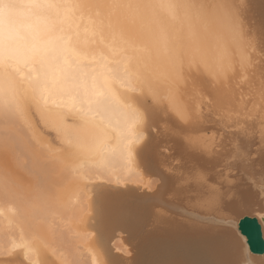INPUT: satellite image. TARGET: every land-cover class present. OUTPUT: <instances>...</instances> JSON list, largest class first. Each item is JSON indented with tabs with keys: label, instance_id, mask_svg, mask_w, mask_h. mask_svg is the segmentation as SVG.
<instances>
[{
	"label": "bare ground",
	"instance_id": "1",
	"mask_svg": "<svg viewBox=\"0 0 264 264\" xmlns=\"http://www.w3.org/2000/svg\"><path fill=\"white\" fill-rule=\"evenodd\" d=\"M33 2L19 20L0 19V126L23 134L55 174L51 201L54 209H65L71 217L67 237L79 247L75 263L241 264L244 240L229 224L239 198L247 199L243 210L264 211L257 195L261 180L243 187L241 175H224L246 168L252 179L264 172V0H159L166 9L158 0H120L108 4L112 11L103 3L92 14L106 17L76 34L94 40L103 27L107 38L115 32L107 34L109 29L126 23L108 47L99 44L88 51L81 49L87 40H71V46L68 39L60 42L63 29V34L74 32L65 23L50 34L54 23L44 22L55 15L46 1L38 9L40 2ZM145 2L157 6L149 11ZM137 6L140 10H134ZM89 7L80 11L90 15ZM40 9H45L42 17L35 14ZM115 14L125 19H115ZM28 39H37L35 45L26 46ZM212 42H219L217 50L207 47ZM98 51L101 56L94 61L81 57ZM217 53L222 56L220 69L242 65L244 55L258 61L247 62L254 82L250 89L261 96L244 109L254 116L242 114L240 100L218 96L232 75L212 76L208 68H192L185 60L202 62ZM26 54L31 57L23 58ZM39 54L44 57L37 61V74L27 69L32 77L21 72L25 78L15 82L11 74L22 65L11 69L7 62L28 63ZM228 118L238 126L234 133L223 124ZM240 145L245 164L221 158ZM130 178L135 180L128 183ZM151 178L158 182L152 193L143 187ZM1 180L0 264H67L61 255L54 259L47 253L48 233L40 232L32 219L41 208L32 210L35 201L18 197L20 192ZM259 187L264 193V184ZM189 208L229 219L201 217ZM92 209L94 223L88 226ZM258 216L264 240V220ZM250 264H264V252Z\"/></svg>",
	"mask_w": 264,
	"mask_h": 264
},
{
	"label": "rangeland",
	"instance_id": "2",
	"mask_svg": "<svg viewBox=\"0 0 264 264\" xmlns=\"http://www.w3.org/2000/svg\"><path fill=\"white\" fill-rule=\"evenodd\" d=\"M33 1L34 0H32V2ZM44 1H46L47 4L50 5L51 11L54 10L53 12L50 11V13L52 15H55L54 16L55 19L51 15V17H53V18L52 19H49L50 21H48V23L47 22L46 23L44 22V24H46V25H48V24L51 25V23H54V27L55 28L51 25L52 30L49 32L50 34H51V32L53 30H54L53 32H55L57 30L56 33H58V31L60 30L59 29V26L62 25V23L63 24L65 23L66 25H68V27L70 26V28L73 27L72 29H74L73 30L74 32L71 33V31H70V33L63 34L64 31L67 30V29H63L62 32H61V34H60L61 36L59 35L60 42H63V41L65 42V39H66V41L68 39V41H69V42L67 41L68 42L67 43L68 46L69 45L70 46L73 45L77 40H79L81 42L87 40L88 37L86 35L84 36V35L78 34V33H80L79 31H81L83 29L84 30H86V29L88 30V25L90 23H94V21L100 22L101 19L103 20V18H102L103 16L106 17L105 16L106 13H105V15H102L101 14L102 16L98 17V15L96 14V12H95V14L97 15L96 16L97 18H95V16H93L94 14H92V13H94V11L98 9V7L100 9L102 7L103 3H104V6L106 5V7H107V5L109 3L112 4V5L115 3L117 5V3L120 2V0L118 2H116L117 0H115V1L113 0L114 3L113 2H110L111 0L110 1L109 0H106L107 2L109 1V3H105V2L102 3V1L101 2L99 1L98 2V0H97L98 3H96V2H92L93 0L92 1L89 0V1H87L88 3L86 4V1H83V0H82L83 1L82 3H81L80 0H78V1L76 0V2H73V3H71L72 0H44ZM121 1H123V0H121ZM145 1H148L149 2L150 0H145ZM28 2L31 3V0H28ZM34 2H36V0ZM34 2H33V4H34ZM37 2H38V0H37ZM148 2H145L144 5L149 9V11H150V9H152V6H154L156 8V6H157L156 3H154V5L151 4V5L147 6ZM84 3H85V5H84ZM91 3H93V4H91ZM130 3L132 4V2H130ZM158 3H159V0H158ZM88 4H91L94 7L90 8L91 6L88 5ZM139 4H140V2H139ZM139 4H137V5L140 7ZM155 4H156V6H155ZM163 4H164V2H163ZM163 4L162 3L161 4L159 3L158 5H161L160 7L163 6L164 8L162 7V9H166ZM58 5H59V7L61 9H63V7H64L63 10H64V12H65V10H67L66 11L67 13H69L68 11L73 10L75 8V12L76 13L74 12V14H71L72 12L70 11V13H69L70 15H69V14H67L65 12L66 13V16H65V14L63 13V10L61 12V9L58 8ZM86 5L88 7L90 6L89 7L90 15L89 14H86L85 11H83L84 12V15H83V12L80 11L81 9H83V10L88 9V7ZM85 6H86V8H85ZM138 6L137 7H134L135 8L134 10H140V8ZM154 7H153V9H154ZM29 8H27V9H25L23 11H26ZM77 8L79 9V11L77 10ZM129 8H131V6L128 7V9ZM137 8H139V9H137ZM59 9H60V11H59ZM107 9H108L107 11L114 10V8L111 9V7H109V5H108ZM44 10L45 9H43V10L40 9L39 11L36 10L35 14H38V15L40 14L41 16L39 15V17H42V16H44V12H45ZM37 12H39V13H37ZM58 13H60V15ZM71 15L74 18L71 17L72 18L71 19L70 18ZM75 15H76V17H75ZM115 15H117V16H115V19H121V17H122V19H125L122 15L121 16H119L118 14H115ZM67 16H69V17H67ZM76 18H77V20H76ZM92 19H93V21H92ZM95 19H98V20H95ZM68 20H70L69 21L70 24H69ZM126 20H128V19H126ZM39 22H41V21H39ZM0 23H1V21H0ZM125 23L126 22L124 21L123 24H125ZM40 24H43V22H41ZM55 24H56V26H55ZM57 24L58 25L60 24V25L58 26ZM123 24L120 26L121 28L120 27L118 28L119 30L116 29L115 26H114V30H113V27H112V29H109L107 31V34H109V33L111 34L113 31H115L116 33L113 32L107 38L102 34V31H104V30H102L103 29V27H102L100 29V31L98 30V35H97L96 39L94 38V40H92V39L91 40L90 39L87 40V43L84 44L85 46H83V47H86V48H81V49H86L85 51L92 50V49H94V47L96 45H99V44L100 45H106L108 47V45H110V43L112 42V41H110L111 38L112 39L115 38V35L118 33V31L120 32L121 31L120 29L123 28L122 27ZM43 25H41V27H38V29H41ZM70 28H68V30ZM77 29L79 31L76 34ZM200 29H202V28H200ZM205 32L207 33V30L206 29H205ZM100 33H101V35H100ZM32 34L35 35L34 33H31V35ZM52 34H54V33H52ZM187 34L188 33H186V36L185 37H187ZM111 36H113L114 38L111 37ZM61 39H63V41ZM28 40L29 41H25V43H26L25 45L26 46L28 45V47H30L29 46L30 43H31V46L35 45V41L37 39L31 40V41H30V39H28ZM71 40H73V44H71V42H70ZM218 43H215L214 44L212 42L207 47L209 48V50H213L214 48H216V47L219 46ZM217 49L218 48H216V50ZM249 51H250V49L248 48V52L245 55H247L249 53ZM78 52H80V51H78ZM96 53H98V55L95 54V52H94L93 54H91V56H90V54H88L89 56L86 55L87 57H83V55L81 57L83 59H86V60L88 59V61L84 60L86 62H90V60L94 61L100 55V52L99 51L96 52ZM220 53H221V51L219 52V54ZM219 54L218 55L215 54V55L209 56L208 59H206V60H204L202 62H195L194 60L191 61L189 59H185V60H186V62H188L187 64H189V66L192 67V68H200V69H206V68H208L209 69V75H212V76L213 75L214 76H216V75L219 76V75L226 74V73H228L229 76L232 75V79L229 81V85L228 86L226 85V87H227L226 91L221 90L219 92L218 96H226V95H228L231 98V100L234 101V102H238V100H240L239 102L242 103L241 104L242 114H244L246 117H252V116H254L255 115L254 113H252V115L250 116V114L246 113L244 109L245 108H248V106H250L252 104H255L253 102L259 100V97H261V96L257 94V91H252L250 89L251 84L254 83V82L252 80L251 81L249 80V75H250V71L251 70H250V66H249L250 64H247V62H250L253 65L254 63H258V61L256 59H254V61L253 60H250L249 58L246 59V58H244V56H245L244 55L243 58L241 57V59H244V63L242 65H240V64L233 65V63H232L231 66H226L228 68H224L223 69V67H222V69H220L221 68V65L220 64H221V58H222V56H220ZM30 57H31V54H26V55L23 56V58H25V59H28ZM41 57L43 58L44 56L42 54H39V56L35 58L36 60L32 59L34 61V63H33L32 60H30L28 63L27 62L24 63L25 62V59H23V58H22L23 60H21V61L16 60L15 62L13 61V63H12V61L11 62L9 61V63L7 62L6 67L8 66L11 69H14V68L17 69L18 65H22V66H19L20 70L18 69V72H16V73L14 72V74H11V77L13 76L14 78H16L15 79V82H19V80H18L19 77L25 78L26 75H27V77L28 76L32 77V75H31L32 73H28L26 71L27 69L28 70H30V69L31 70H35L33 72H35L37 74V71H36L37 68H38L37 61ZM81 57H80V59L82 60ZM42 58L40 60H42ZM35 62H36V64H35ZM260 62H262V61H260ZM23 64H24V67H23ZM34 66H35V68H34ZM211 68H215V69L210 70ZM0 72H3V70L0 71ZM21 72L24 73V76L25 77L24 76H20V74L23 75V73H21ZM33 75H35V74H33ZM13 81H14V79H13ZM220 86L223 87L225 85H224V83H221ZM259 111L260 110L255 111V112H259ZM235 112H237V111H235ZM225 120L226 121L223 124L226 127V130L229 131V132H233V133L236 132L237 129H238V126L236 124H233V121L234 120L232 118H228V119H225ZM8 126L9 125L0 126V139H1L0 140V179H2L1 181H3L4 184L10 185V188L11 189H13L15 187L16 190H15V188L13 190L16 191L17 195H18V192H20L19 195H18V197H20V198H26L25 196H27V200H30L32 202L35 201L34 203L35 204L37 203V204L35 206L33 205L32 210H33V208H35V209H37V208L40 209L41 208V211L40 210L35 211L36 213L39 212L38 215L36 214L38 216V219H37V216L36 215L32 219L35 222L36 226H38L37 228H38V230L40 232H44L46 234L48 233L47 234L48 236L44 240L45 245H46V247H49L50 250L51 249H54V251H51L52 254L49 252L50 250L47 252L48 255H49V257L52 256L55 259L56 256L60 257V255H61L62 257H60V258H62V259L65 258L64 261L65 262L67 261V264L68 263L69 264H76L75 261H74V255H76V254L74 252H75V250H78L79 247H78V244H77V242L75 240H73V239L71 240L70 238H68L69 236L67 237V235H68L67 234L68 233L67 232V223H68V218L71 219V217L68 216L67 210H65V209L59 210V211H58V209L57 210L54 209L53 208L52 201H51L52 200V194H51L52 188L51 187H53L52 185H53V181L55 179V174L52 173V171L50 170L51 168L48 166L47 161L45 160V157L42 156L41 151L39 149H37L35 146H33L32 144H30L29 142L25 141V139L22 136L23 134H19L20 132H15L14 131L15 128L13 126H10V127H8ZM3 131H7V132H3ZM14 132H15V134H14ZM5 134H7V136L9 135L8 137H10V138H8ZM17 136H19L20 139ZM14 138H16V139H14ZM241 146L242 145H240L238 148H236L234 150H230V152L227 155H224V156L222 155L221 158H223V159H225V158H227V159H233L235 161H239L240 160L241 161V164H245L244 154L241 153V150L242 149H240ZM263 168H264V163H263ZM244 169H246V168H240L236 172H234L233 174H225L224 176H227V177H231V176L237 177L238 176L239 177L241 175L240 176L241 184L239 186H243V187H245L246 185H249L252 181L253 182H256L258 180H261V183H259L258 186H257V188H258L257 189V192H258L257 195H258V197H260V195L262 196L263 201H261V203L263 205L264 204V193L262 192V189L259 186L262 185V184H264V172L254 173V175L252 176L253 178L252 179H248V176H246V174L244 173ZM49 175H51V177H53V178H51ZM51 179H52V181H51ZM131 179L132 178H130L129 181H127V179H126V181L129 183V182H131ZM47 180H49V183H46V182H48ZM132 180H135V179H132ZM156 182H157V179L156 178H154V179L151 178L150 181H147L143 185V187H145V190L146 191L148 190V192L152 193L154 191V189H155V184L158 183V182L157 183ZM24 192H25V194H24ZM30 194H32V196ZM47 194H48V196H47ZM45 196H47V197L45 198ZM28 197L30 199H28ZM47 198H48V200H47ZM34 199H36V200H34ZM0 200H1V198H0ZM23 200H25V199H23ZM37 200L38 201H41V202H38ZM246 200L247 199H240L239 198L235 202V205L236 204L246 205ZM37 205H39V206H37ZM45 206H46V209H45ZM42 209H44V210H42ZM42 211H45L44 214H43ZM60 211H61L62 214L60 213ZM189 211L194 212L195 214H197L198 216H201V217L211 215V214L206 213V212H203V211H198V210L196 211V210H194L192 208L191 209L189 208ZM243 211L245 213H247L246 215H248V216H254L256 218H257L258 215H260L261 217L264 216V215H262V213H264V211L261 213L259 211H256V210L252 209V208H244ZM40 212H42V215H43L42 218L40 217ZM90 212L88 213L87 219H86V225H88V226L91 225V224L93 225V223H94V222H92V221H94V218H93L94 217V215H93L94 214L93 209ZM211 216L212 217H216L217 219L223 220V221L226 220V219H229V216H221L220 214H217L215 216H213V214H212ZM243 216H245V215H243ZM243 216H241V217H243ZM34 218H36L37 220L34 219ZM43 221H44V223H43ZM232 221L233 222L231 224H229L230 227L232 226L231 227V231L235 232L238 235V237H240V238H242L244 240V247H245V249L243 250L244 251V255L243 256H240V258H239L241 264H250L251 261H254V262L259 261L260 258H261V256L263 255V253L262 254H255V253H252V252L249 251L248 246H247V243H246V238H245L244 235H242L239 232V230L237 228V222H236V220H235L234 217L232 218ZM34 222H33V224H34ZM260 223H262V222H260ZM43 224H45L46 226L43 225ZM263 225H264V223H263ZM13 227H14V225H13ZM233 228H234V230H233ZM11 230L13 231L14 228H11ZM7 231L9 232L10 230L7 229ZM92 231L93 232L91 233V235L93 237V240H95V243H96V240L98 242V239H97V236L96 237H94V236L97 235V234H96V231L95 230H92ZM61 235L66 236V237H64V239H61L60 238ZM96 245H98V243ZM57 252H59V253H57ZM80 263L81 264H86L85 262H80Z\"/></svg>",
	"mask_w": 264,
	"mask_h": 264
},
{
	"label": "water",
	"instance_id": "3",
	"mask_svg": "<svg viewBox=\"0 0 264 264\" xmlns=\"http://www.w3.org/2000/svg\"><path fill=\"white\" fill-rule=\"evenodd\" d=\"M237 228L245 236L250 252L255 254L264 252V240L256 217L248 215L241 217L240 221L237 222Z\"/></svg>",
	"mask_w": 264,
	"mask_h": 264
},
{
	"label": "clouds",
	"instance_id": "4",
	"mask_svg": "<svg viewBox=\"0 0 264 264\" xmlns=\"http://www.w3.org/2000/svg\"><path fill=\"white\" fill-rule=\"evenodd\" d=\"M30 6L28 0H0V19L19 20L23 10Z\"/></svg>",
	"mask_w": 264,
	"mask_h": 264
},
{
	"label": "snow or ice",
	"instance_id": "5",
	"mask_svg": "<svg viewBox=\"0 0 264 264\" xmlns=\"http://www.w3.org/2000/svg\"><path fill=\"white\" fill-rule=\"evenodd\" d=\"M247 213H245L242 209V206L240 204H237L235 206V210L233 212L234 218L236 220V222H239L241 219V216L246 215ZM262 219H264V216L261 217Z\"/></svg>",
	"mask_w": 264,
	"mask_h": 264
},
{
	"label": "flooded vegetation",
	"instance_id": "6",
	"mask_svg": "<svg viewBox=\"0 0 264 264\" xmlns=\"http://www.w3.org/2000/svg\"><path fill=\"white\" fill-rule=\"evenodd\" d=\"M38 1H39V2H40V1L43 2L44 0H43V1H42V0H38ZM41 2H40V4H39V6L36 5L35 8L38 9L40 6H42V5H41ZM65 3H66V2H65ZM48 6H50V5H48ZM50 8H51V7H50ZM169 250H170V249H169ZM173 251H175V249H173L172 252H173ZM191 253H192L193 255L197 254V249L192 248V249H191Z\"/></svg>",
	"mask_w": 264,
	"mask_h": 264
}]
</instances>
